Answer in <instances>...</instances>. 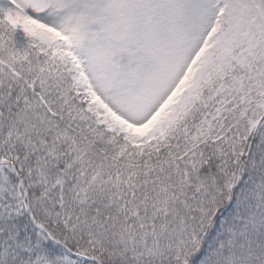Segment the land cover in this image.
I'll list each match as a JSON object with an SVG mask.
<instances>
[{
  "label": "snow or ice",
  "instance_id": "obj_1",
  "mask_svg": "<svg viewBox=\"0 0 264 264\" xmlns=\"http://www.w3.org/2000/svg\"><path fill=\"white\" fill-rule=\"evenodd\" d=\"M0 264H264V0H0Z\"/></svg>",
  "mask_w": 264,
  "mask_h": 264
}]
</instances>
